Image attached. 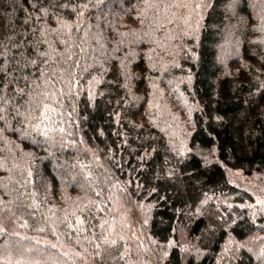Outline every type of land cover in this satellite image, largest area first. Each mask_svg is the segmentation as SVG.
<instances>
[{
  "label": "trees",
  "instance_id": "16d2710c",
  "mask_svg": "<svg viewBox=\"0 0 264 264\" xmlns=\"http://www.w3.org/2000/svg\"><path fill=\"white\" fill-rule=\"evenodd\" d=\"M0 88V264H264V0H0Z\"/></svg>",
  "mask_w": 264,
  "mask_h": 264
},
{
  "label": "snow or ice",
  "instance_id": "6c2138e0",
  "mask_svg": "<svg viewBox=\"0 0 264 264\" xmlns=\"http://www.w3.org/2000/svg\"><path fill=\"white\" fill-rule=\"evenodd\" d=\"M3 89L0 88V121H7V114H8V101L6 100V97L2 94ZM19 95L21 98L23 96L28 95L29 99L25 100L23 104H20L19 106H16L15 103L12 105V111L15 113V118L17 120V123L21 125L20 129H17L19 131H23L25 138H32L34 139L36 136L43 137L42 140L36 141L38 144H47L51 146L52 144L59 143L60 147L63 148L64 144L62 141H56L53 136L50 135V133L53 131V128L49 125H46L44 121L47 119L50 122L54 123L52 121V118L49 116L50 112H55L54 108L49 107L47 104L43 105V110L40 111L41 103L38 101H34L31 95L27 92H25L24 89H20ZM47 98V97H46ZM21 108H23L25 111L21 112ZM37 111H40L39 115H36L35 113ZM38 121V122H33ZM26 126V127H25ZM56 131H59L60 133H64V129L62 127H59L56 129ZM86 167V166H85ZM31 175V173H29ZM34 195V194H33ZM97 196H102L101 192L96 193ZM24 207L27 208H39V204L33 200L32 204L30 205H24ZM104 209L99 207L97 204V201L90 200L88 204L86 205H78L75 210H73L72 215H75L76 212L80 213H87L86 220L88 222V231H91L96 225L92 224V221L94 219H97L96 213L102 212ZM11 211V209H9ZM15 216V213H12V216H9L8 219L12 222H15L13 217ZM59 223L64 224L67 223L68 228H72L76 233L77 236H79L80 233L85 232L86 229L84 227L85 220H82L77 216L75 225L71 221L68 220V213L67 210H65V216L60 219ZM108 220H103L102 223L99 224V228L101 231L99 233L92 232V236L88 237L85 236L84 240L87 241L89 246H92L96 249H100L101 245L103 244L104 247V253L111 255V248L112 246H115L117 241L115 239H110L109 236L111 234V226L109 228H105V225H108ZM4 218L0 217V235L7 234L9 236L11 235H18V233L15 232H7V230L4 228ZM21 227H28L27 222L25 221L24 224L21 225ZM38 231H44L43 227H40L36 229ZM53 232H55V229H53ZM108 233L107 235L105 233ZM97 241H100V243H97ZM79 242V240H78ZM37 243H40V241H37ZM51 247L55 248L56 245L52 244ZM31 250V249H30ZM97 256L101 255V253L98 251L96 253Z\"/></svg>",
  "mask_w": 264,
  "mask_h": 264
}]
</instances>
